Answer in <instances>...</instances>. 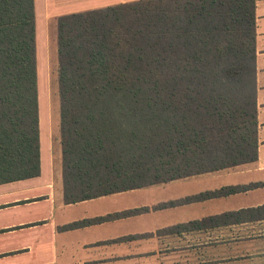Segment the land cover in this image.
Returning a JSON list of instances; mask_svg holds the SVG:
<instances>
[{
	"label": "trees",
	"instance_id": "trees-1",
	"mask_svg": "<svg viewBox=\"0 0 264 264\" xmlns=\"http://www.w3.org/2000/svg\"><path fill=\"white\" fill-rule=\"evenodd\" d=\"M255 8L141 0L58 20L66 205L257 161ZM39 118L34 0H0V183L40 175Z\"/></svg>",
	"mask_w": 264,
	"mask_h": 264
},
{
	"label": "crops",
	"instance_id": "crops-1",
	"mask_svg": "<svg viewBox=\"0 0 264 264\" xmlns=\"http://www.w3.org/2000/svg\"><path fill=\"white\" fill-rule=\"evenodd\" d=\"M137 1L34 0L36 30L42 20L45 49L56 41L58 53L61 17ZM255 1L257 161L66 205L61 120L54 128L47 114L48 177L40 133V175L0 183V264H264V0Z\"/></svg>",
	"mask_w": 264,
	"mask_h": 264
},
{
	"label": "rangeland",
	"instance_id": "rangeland-1",
	"mask_svg": "<svg viewBox=\"0 0 264 264\" xmlns=\"http://www.w3.org/2000/svg\"><path fill=\"white\" fill-rule=\"evenodd\" d=\"M45 27L42 20L37 23L36 30V58H37V78L39 94V111H40V133L42 139V170L43 178L46 179L49 174L50 165L45 160V154L49 151V129L47 114L52 116L51 124L54 128L60 123V99L58 91V62L57 43L44 41ZM56 68V69H55ZM45 73V74H44ZM52 114V115H51ZM54 116V117H53ZM62 168L58 169L57 178L61 180Z\"/></svg>",
	"mask_w": 264,
	"mask_h": 264
}]
</instances>
